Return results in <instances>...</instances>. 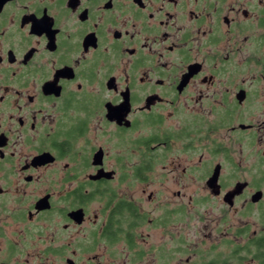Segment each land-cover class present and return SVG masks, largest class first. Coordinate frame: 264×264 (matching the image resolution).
<instances>
[{"label":"flooded vegetation","instance_id":"af4514ba","mask_svg":"<svg viewBox=\"0 0 264 264\" xmlns=\"http://www.w3.org/2000/svg\"><path fill=\"white\" fill-rule=\"evenodd\" d=\"M0 264H264V0H0Z\"/></svg>","mask_w":264,"mask_h":264},{"label":"rangeland","instance_id":"374dc122","mask_svg":"<svg viewBox=\"0 0 264 264\" xmlns=\"http://www.w3.org/2000/svg\"><path fill=\"white\" fill-rule=\"evenodd\" d=\"M190 214H193V215H197V213H195V212H190ZM197 220V219H196ZM254 222L255 223H258L257 221H256V219H254ZM256 228V227H255ZM260 229V227H258V229L257 230H259Z\"/></svg>","mask_w":264,"mask_h":264}]
</instances>
